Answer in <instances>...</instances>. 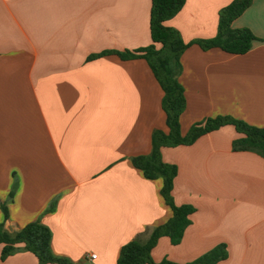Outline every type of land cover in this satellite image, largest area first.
<instances>
[{"label": "crops", "instance_id": "1", "mask_svg": "<svg viewBox=\"0 0 264 264\" xmlns=\"http://www.w3.org/2000/svg\"><path fill=\"white\" fill-rule=\"evenodd\" d=\"M231 1L186 0L165 25L185 43L211 39ZM150 7L151 0H0V223L13 233L39 221L52 253L73 264H115L123 245L144 243L171 216L161 179H145L131 164L149 154L154 130H167L158 82L143 59L88 60L148 47ZM231 27L255 36L247 53L192 44L180 57L181 135L218 116L264 129V0H252ZM240 137L226 125L161 149V160L177 168L174 203L194 212L179 244L157 241L154 261L184 264L225 245L217 264H264V158L233 151ZM1 264L38 262L20 250Z\"/></svg>", "mask_w": 264, "mask_h": 264}, {"label": "trees", "instance_id": "2", "mask_svg": "<svg viewBox=\"0 0 264 264\" xmlns=\"http://www.w3.org/2000/svg\"><path fill=\"white\" fill-rule=\"evenodd\" d=\"M185 1L151 0L149 12L151 44L148 47L123 52L103 51L88 58L91 60L105 55H116L121 60L143 59L163 92L161 108L165 115L167 130L166 132L154 130L151 134L149 154L132 157L131 164L145 179H161L160 195L170 209L171 216L164 224L154 228L144 243L131 241L123 245L119 249L115 264H178L168 259L156 262L151 257V251L161 237H167L173 246L179 244L190 224L189 216L194 212L190 205L174 203L172 189L177 168L161 160L162 148L191 145L199 137L230 125L241 135L232 142L233 151L253 152L264 158V129L250 126L231 116L208 118L203 123L192 125L185 135H181L180 116L186 107V100L178 77L183 52L195 44L203 51L218 48L228 54L243 55L250 50L252 42L256 40L250 30L231 27L232 22L250 6L252 0H233L218 11L216 34L213 38L185 43L177 30L165 25L166 21L181 10ZM11 196L12 193L9 197ZM1 210L6 219V206L2 204ZM50 240V230L37 220L13 233L5 231L3 224L0 223V264L20 250L34 255L38 264H73L68 259L52 253ZM226 257L225 245H218L194 261L184 264H217Z\"/></svg>", "mask_w": 264, "mask_h": 264}, {"label": "built area", "instance_id": "3", "mask_svg": "<svg viewBox=\"0 0 264 264\" xmlns=\"http://www.w3.org/2000/svg\"><path fill=\"white\" fill-rule=\"evenodd\" d=\"M91 258H92V259L95 258V255H91Z\"/></svg>", "mask_w": 264, "mask_h": 264}]
</instances>
